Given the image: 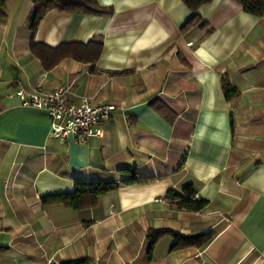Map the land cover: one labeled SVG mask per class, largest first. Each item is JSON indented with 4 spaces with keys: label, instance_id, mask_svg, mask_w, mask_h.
Segmentation results:
<instances>
[{
    "label": "crops",
    "instance_id": "obj_1",
    "mask_svg": "<svg viewBox=\"0 0 264 264\" xmlns=\"http://www.w3.org/2000/svg\"><path fill=\"white\" fill-rule=\"evenodd\" d=\"M108 14L50 10L34 34L32 0H7L0 20V264H264V16L235 0H212L196 24L180 0H95ZM100 42L94 64L63 59L45 70L31 41ZM237 95L226 100L222 80ZM64 90L117 109L102 138L80 145L50 136L42 110L15 92ZM135 168L144 184L120 186L94 207L41 202L76 181L120 182ZM192 183L208 201L175 208L169 190ZM149 230L214 234L203 249L170 251L164 236L146 257Z\"/></svg>",
    "mask_w": 264,
    "mask_h": 264
},
{
    "label": "trees",
    "instance_id": "obj_2",
    "mask_svg": "<svg viewBox=\"0 0 264 264\" xmlns=\"http://www.w3.org/2000/svg\"><path fill=\"white\" fill-rule=\"evenodd\" d=\"M6 1L0 0V20L6 16L4 11ZM180 1L192 13L191 18L180 28V31L184 33L188 28L196 24H201V27H205L206 23H202L197 11L201 6L210 3L212 0ZM235 1L241 5L244 12L257 18L264 16V0ZM32 4L33 10L28 18V27L32 34H34L44 14L50 10L92 15L110 13V11L100 8L95 0H32ZM30 51L40 61L45 70H51L66 58L84 64H94L100 57L102 44L96 41H91L87 44L71 42L50 47L32 40ZM222 90L226 100H230L237 95L236 88L225 78L222 80ZM118 173L123 176L122 180L118 183L113 181H76L72 193L43 196L41 202L44 205L60 204L72 210L88 209L94 207L101 196L117 190L120 186L149 182V179L140 178L135 168L125 167L119 169ZM166 198L172 206L187 212H200L208 204L207 200L197 195V190L192 183L185 184L180 190H169ZM164 236H169L172 239L170 251H177L190 247L203 249L211 242L214 234L212 232H206L195 236H182L169 231L149 230L145 237L146 257L148 260L152 258L155 245ZM61 264H93V261L89 258H81Z\"/></svg>",
    "mask_w": 264,
    "mask_h": 264
},
{
    "label": "built area",
    "instance_id": "obj_3",
    "mask_svg": "<svg viewBox=\"0 0 264 264\" xmlns=\"http://www.w3.org/2000/svg\"><path fill=\"white\" fill-rule=\"evenodd\" d=\"M23 107L44 111L50 119L51 137L84 145L91 138H102L103 124L112 118L117 107L110 103L93 104L83 98L78 105H70L64 90L27 93L22 89L15 92Z\"/></svg>",
    "mask_w": 264,
    "mask_h": 264
}]
</instances>
